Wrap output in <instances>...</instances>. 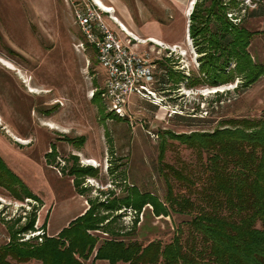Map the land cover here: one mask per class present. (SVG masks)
<instances>
[{
  "label": "rangeland",
  "instance_id": "1",
  "mask_svg": "<svg viewBox=\"0 0 264 264\" xmlns=\"http://www.w3.org/2000/svg\"><path fill=\"white\" fill-rule=\"evenodd\" d=\"M101 1L113 9V14H104V20L117 34L126 37L114 18L139 44L146 42L138 45L140 50L157 56L153 90L156 96L164 95L160 104L133 96L128 115L118 117L108 111L101 97L100 102L91 101V92L102 90L105 74L74 17L83 0H0V156L39 199L20 202L0 188V235L9 239V221L20 218L17 228L33 211L34 230L41 231V238L43 234L52 237L81 216L91 200L123 198L133 186L163 201L167 177L174 193L185 194L191 186L159 165V147L165 143L163 162L184 174L192 171L199 176L200 160L194 151L165 133L213 131L231 118L264 117L263 76L238 91L234 88L239 78L223 86L187 87V78L201 76L198 68L202 55L189 34L192 2L197 0H124L123 5ZM240 1L229 9L227 17L244 18L248 30L259 32L248 52L264 67V34H260L264 15H252L250 11L258 10L257 6L249 0ZM150 37L163 45L159 48L148 42ZM81 43L86 49L80 48ZM181 74L185 79L181 80ZM217 95H221L218 102ZM101 105L103 115L111 114L121 121L104 118L99 113ZM64 137H83L84 142L69 143ZM52 146L54 159L46 156ZM72 157L77 158L79 167L97 170V176L81 179L79 189H85L81 195L73 185L75 177L69 175L75 164ZM85 160L94 161V165ZM124 210L113 214L122 216L112 227H124L128 232L136 216V227L128 238L145 245L154 240L168 243L176 226L188 220L172 213L155 217L149 205L139 214Z\"/></svg>",
  "mask_w": 264,
  "mask_h": 264
},
{
  "label": "trees",
  "instance_id": "2",
  "mask_svg": "<svg viewBox=\"0 0 264 264\" xmlns=\"http://www.w3.org/2000/svg\"><path fill=\"white\" fill-rule=\"evenodd\" d=\"M249 1L259 10L250 11L252 15H264V0ZM240 3V0L194 3L189 34L202 55L198 68L201 76L187 78V87L223 86L239 78L240 83L234 88L238 91L264 77V67L255 63L248 52L252 38L259 32L248 30L243 25L244 18L234 17L236 22H233L227 17L229 9ZM179 77L185 79L182 74ZM100 93L95 89L93 103L100 102ZM220 96L217 95V102ZM99 113L104 118L121 121L111 114L103 115L102 105ZM165 134L194 151L200 160L199 176L192 171L184 174L163 162L165 143L159 147V165L166 173L191 186L185 194L174 193L167 177L163 201L133 186L123 198L91 200L88 209L56 236L43 235L41 242L37 238L21 242L18 235L34 231L36 214L33 211L27 222L17 228L20 218L9 221L6 231L10 241L0 245V264H85L88 261L90 264H264V117L231 118L222 121L213 131ZM64 140L84 142L83 137L76 140L64 137ZM55 154L52 146L46 156L54 159ZM72 159L75 164L70 167L69 175L75 177L73 185L81 195L85 191L79 189L81 179L97 176V170L79 167L77 158ZM195 185L198 188L194 189ZM0 188L17 201H39L1 156ZM146 205L155 217H168L172 213L187 216L188 220L176 226L168 243L154 240L145 245L128 238L136 227V216L128 232L124 227H112L122 216L113 215L117 211L124 208L139 214Z\"/></svg>",
  "mask_w": 264,
  "mask_h": 264
},
{
  "label": "built area",
  "instance_id": "3",
  "mask_svg": "<svg viewBox=\"0 0 264 264\" xmlns=\"http://www.w3.org/2000/svg\"><path fill=\"white\" fill-rule=\"evenodd\" d=\"M82 4L81 8L75 10L74 17L86 44L94 49L98 65L104 71L105 78L100 97L106 103L108 111L118 117L127 116L129 99L133 96L151 104H156V101L160 104L159 99L164 95L159 93L160 97L156 96L153 90L157 84L155 76L157 56L140 50L138 45H144L146 42L139 44L135 36L127 35L122 27L115 23L126 37L122 38L117 34L104 20V14L109 13L84 0ZM155 45L159 48L161 46ZM79 46L86 49L82 43ZM171 54L170 52L169 56H173ZM93 93L92 91L91 97ZM40 236L41 231L34 230L22 234L19 240L22 242L37 238L38 242H41ZM0 240H4V243L10 241L4 235H0Z\"/></svg>",
  "mask_w": 264,
  "mask_h": 264
},
{
  "label": "bare ground",
  "instance_id": "4",
  "mask_svg": "<svg viewBox=\"0 0 264 264\" xmlns=\"http://www.w3.org/2000/svg\"><path fill=\"white\" fill-rule=\"evenodd\" d=\"M93 1V4L98 7L99 9H101L102 11H105L109 14H113V9L106 6L101 0H92ZM194 4V1L192 2V5ZM192 5L190 7H192ZM113 20V18H112ZM115 23L119 24L120 27H122L123 31H125V33L127 35H132L129 30L126 28V26L124 24H122L118 19H115L113 20ZM152 42L154 44H157V45H163L161 42H159V40H157L156 38H151V39H148V42ZM85 163L86 164H89V165H94V161L92 160H85Z\"/></svg>",
  "mask_w": 264,
  "mask_h": 264
},
{
  "label": "crops",
  "instance_id": "5",
  "mask_svg": "<svg viewBox=\"0 0 264 264\" xmlns=\"http://www.w3.org/2000/svg\"><path fill=\"white\" fill-rule=\"evenodd\" d=\"M109 1H111L112 2V4H114V5H123V3L125 2L124 0H109ZM175 1H177L178 3H183L184 2V0H175ZM150 38H153V37H150ZM173 114H176V113H173ZM85 211V210H84ZM65 226H63V228H64ZM62 229V228H61ZM61 229H59V230H57L55 233H54V236L55 235H57L60 231H61Z\"/></svg>",
  "mask_w": 264,
  "mask_h": 264
}]
</instances>
